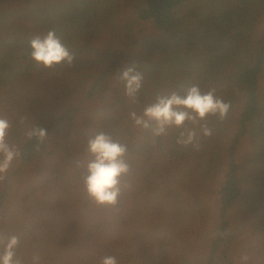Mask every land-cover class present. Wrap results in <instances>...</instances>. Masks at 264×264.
<instances>
[{"label": "trees", "instance_id": "obj_1", "mask_svg": "<svg viewBox=\"0 0 264 264\" xmlns=\"http://www.w3.org/2000/svg\"><path fill=\"white\" fill-rule=\"evenodd\" d=\"M53 29L77 55L70 69L29 59ZM132 64L136 105L116 78ZM193 84L231 101L200 151L176 146L177 129L133 126L131 110ZM0 115L22 153L0 181V230L25 264H264V0H0ZM29 124L47 130L38 150ZM98 132L127 145L117 208L90 201L74 168Z\"/></svg>", "mask_w": 264, "mask_h": 264}, {"label": "clouds", "instance_id": "obj_2", "mask_svg": "<svg viewBox=\"0 0 264 264\" xmlns=\"http://www.w3.org/2000/svg\"><path fill=\"white\" fill-rule=\"evenodd\" d=\"M29 45L30 61L44 71L70 69L77 61L76 53L70 50L54 29L44 35H35ZM116 78L124 85V95L129 103L136 105L144 85V74L139 70V65L132 64L120 70ZM230 110L231 101L218 94L215 88L204 90L199 84H193L182 91L159 93L142 111L133 109L128 116L134 127L149 132L153 138L165 137L169 129H177L176 146L200 151L202 140L213 134L209 118L223 122ZM27 119V116H19L16 123L24 126ZM12 127L10 119L0 115V181L6 179L22 155L20 146L9 142ZM25 134L28 140L36 139L37 150L48 135L45 128L34 124L27 125ZM127 151L126 144L98 132L86 142L87 158L74 161L84 194L98 207L117 208L123 191L129 187L122 184L123 178L131 171L125 159ZM18 246L19 238L16 235L6 236L0 230V264H25L24 258L17 253ZM251 260L248 254L240 257L241 264H250ZM30 264H41V256L34 253ZM101 264H119V261L115 256L108 255L102 258Z\"/></svg>", "mask_w": 264, "mask_h": 264}, {"label": "rangeland", "instance_id": "obj_3", "mask_svg": "<svg viewBox=\"0 0 264 264\" xmlns=\"http://www.w3.org/2000/svg\"><path fill=\"white\" fill-rule=\"evenodd\" d=\"M139 31H141V30L139 29ZM143 35H144V32H143V33H141V34H139V33H138V34L136 35V39H138V40H139V39H140V37H142Z\"/></svg>", "mask_w": 264, "mask_h": 264}]
</instances>
